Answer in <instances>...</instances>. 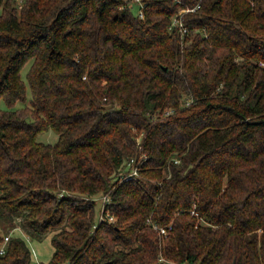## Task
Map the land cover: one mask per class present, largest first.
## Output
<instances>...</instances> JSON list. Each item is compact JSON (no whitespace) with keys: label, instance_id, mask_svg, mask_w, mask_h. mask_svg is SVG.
I'll use <instances>...</instances> for the list:
<instances>
[{"label":"trees","instance_id":"16d2710c","mask_svg":"<svg viewBox=\"0 0 264 264\" xmlns=\"http://www.w3.org/2000/svg\"><path fill=\"white\" fill-rule=\"evenodd\" d=\"M144 1L0 0V264H264V0Z\"/></svg>","mask_w":264,"mask_h":264},{"label":"built area","instance_id":"2783aa9c","mask_svg":"<svg viewBox=\"0 0 264 264\" xmlns=\"http://www.w3.org/2000/svg\"><path fill=\"white\" fill-rule=\"evenodd\" d=\"M132 3H136L138 5L137 8V14L140 17L144 16V7L146 5L144 0H131ZM198 6L195 7H187V8H181L175 13L172 18H171V23H170V28H176L182 35L188 32L189 28L185 25L184 23V18L183 14L188 11H193L197 8ZM133 159L128 162V165L130 166L129 171H127L123 176L122 179H132L136 178L138 176V169L136 166L132 165ZM111 201L110 196L105 194L101 198V209H100V215L99 219H104L105 217L109 218V220H114V216L109 213V210L106 209V205L109 204ZM153 227L160 230L161 233H165L166 229L164 227L158 226L157 224H153ZM10 239L9 234L3 235V240L0 243V254H4L6 251L7 243ZM34 264H39V263H34Z\"/></svg>","mask_w":264,"mask_h":264},{"label":"rangeland","instance_id":"374dc122","mask_svg":"<svg viewBox=\"0 0 264 264\" xmlns=\"http://www.w3.org/2000/svg\"><path fill=\"white\" fill-rule=\"evenodd\" d=\"M138 6L137 5H133L132 10L133 12L137 11ZM23 77H24V71H23ZM30 99V90L29 87L27 86V97H26V103H28ZM25 103L22 102H17L16 106H22ZM0 105H3L2 102H0ZM56 133L52 130H48L45 132H42L38 135V140H43V141H48V142H53L56 139ZM5 234H9L8 231L6 232L4 226L0 223V236L5 235ZM51 235L52 233H48L46 235H44L41 239H30L28 236V238L24 235V238L28 244V246L30 247V249L32 250V261L31 264L34 263H45L47 262L50 257L51 254L53 252V245L51 243Z\"/></svg>","mask_w":264,"mask_h":264}]
</instances>
